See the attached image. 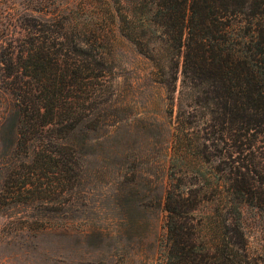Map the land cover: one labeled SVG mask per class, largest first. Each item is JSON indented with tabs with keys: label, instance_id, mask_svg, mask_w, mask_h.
Listing matches in <instances>:
<instances>
[{
	"label": "trees",
	"instance_id": "16d2710c",
	"mask_svg": "<svg viewBox=\"0 0 264 264\" xmlns=\"http://www.w3.org/2000/svg\"><path fill=\"white\" fill-rule=\"evenodd\" d=\"M26 1L0 22L2 225L19 238L71 230L65 213L95 155L89 132L148 121L166 143L161 264H264L246 226L252 211L264 236V0ZM116 33L150 62L164 119L117 116ZM144 155L121 156L136 207Z\"/></svg>",
	"mask_w": 264,
	"mask_h": 264
},
{
	"label": "rangeland",
	"instance_id": "374dc122",
	"mask_svg": "<svg viewBox=\"0 0 264 264\" xmlns=\"http://www.w3.org/2000/svg\"><path fill=\"white\" fill-rule=\"evenodd\" d=\"M68 1L76 4L81 0ZM48 2L49 9L53 8L55 0ZM28 5L26 0H0V22L16 17L13 8L22 11ZM83 14L85 11L80 9L76 16ZM116 40L114 71L119 82L116 101L123 106L117 116L157 113L164 119L163 90L160 86L152 87L147 78L150 62L118 33ZM149 100H153L151 106ZM147 122L139 121L132 126L122 122L113 128L112 134L107 133L106 127L89 132L95 155L89 157L87 167L91 176L81 186L83 197L65 213L70 217L68 222L73 221L71 230L52 229L19 238L14 229L2 225L0 215V264H161L165 212L162 204L156 207V199L167 187V154L161 147L166 143L164 136L152 127L142 128ZM140 151L145 155L136 158L133 165L135 176L139 175L135 187L140 190L144 205L136 207L126 203L132 186L122 183L120 168L121 156L132 158ZM132 171L128 169L126 179L133 176ZM64 223L59 228H64ZM87 225L95 226V230L81 233L80 229ZM246 226L250 251L263 252L264 236L252 211L246 214ZM98 232H102L101 239Z\"/></svg>",
	"mask_w": 264,
	"mask_h": 264
}]
</instances>
